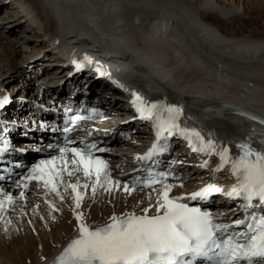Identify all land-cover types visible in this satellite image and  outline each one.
Wrapping results in <instances>:
<instances>
[{
  "label": "bare ground",
  "instance_id": "1",
  "mask_svg": "<svg viewBox=\"0 0 264 264\" xmlns=\"http://www.w3.org/2000/svg\"><path fill=\"white\" fill-rule=\"evenodd\" d=\"M27 4L35 6L27 9ZM4 5L8 11L3 14L6 23L0 26V46L7 43L4 30L7 35L18 36L24 45H29L27 39L32 40L33 47L24 51L33 54L26 55V59L36 54L26 62L25 59L11 64L4 57L0 63V69H3L0 73H6L1 76L0 85L6 86L14 79L22 78L24 83L20 85L24 90H30V96L36 99L12 100L19 103V108H24L26 102L33 103L29 106L35 105L39 96L42 101L47 97L51 100V95L57 91H49L47 82L55 77L56 81H62V86L58 85L56 89L61 87L62 90L68 83V86L73 84L77 92L87 85L94 93V88L104 84L101 87L104 95L96 92L94 95L101 103H112L105 94L118 89L114 74L125 87L123 94H128L134 87L146 98L179 104L182 111L185 110V121H196L222 138H235L245 132H239L238 126L233 125L238 120L232 114L234 110L254 111L256 113L252 115L259 122L264 118V0H0V7ZM21 5L25 6L24 10L19 9ZM20 11L29 20L19 16ZM60 11H66L69 16L80 14L82 18L73 20ZM256 15L262 17L256 19L260 21L259 25L252 20ZM246 19L252 22L248 20L250 23L246 22L248 25L245 26ZM50 48H54L59 58ZM47 51H52L51 61L43 65L53 63L55 72L36 79L40 73L33 66ZM13 52L11 48L7 55L11 57ZM63 52L99 61L107 66L105 70L110 74L95 78V70L90 69L94 64L85 59L90 68L86 65L82 73L87 76L82 77L81 73L78 76L82 78H66L68 71L65 73V68L59 65L70 71L72 68L68 65L69 59L60 58ZM47 69L44 67L42 73ZM103 78L111 81V85ZM50 86L53 87V83ZM40 88L42 93L38 95ZM34 94L38 96L34 97ZM5 110L11 129L16 130L21 122ZM117 110L125 111L124 108ZM239 124L244 127V123ZM261 124H255L256 133L264 139V124ZM142 135L145 136V132ZM114 143L125 144L117 140ZM129 145V149L134 147ZM195 171L197 175L190 184L199 180L200 174L197 169ZM77 182L87 184L85 180L72 178L63 182L59 196L52 193L13 213L2 215L0 212V264H46L77 234V213L83 214L84 223L103 224L113 216L141 213L151 200L149 192L129 196L98 187L93 194L91 187H81L78 190L84 194V199L80 208H75L74 193L67 185Z\"/></svg>",
  "mask_w": 264,
  "mask_h": 264
},
{
  "label": "snow or ice",
  "instance_id": "2",
  "mask_svg": "<svg viewBox=\"0 0 264 264\" xmlns=\"http://www.w3.org/2000/svg\"><path fill=\"white\" fill-rule=\"evenodd\" d=\"M80 67L82 65H77L78 69ZM132 95L139 118L155 121L157 138L149 152L137 159L150 160L157 153L165 151L167 145L160 143L162 139L167 138L165 133L170 137L174 132H179L189 139V146L194 152L219 156L220 165L215 171H221L230 163L232 175L237 180V183L226 192L214 184H209L191 193L188 198L207 200L213 193H224L229 198L243 199L245 203L240 207L247 215L243 219L217 223L219 216H213L211 212L200 207H190L182 202L185 197L171 196L173 186L153 175L150 180L144 182L134 181L132 187L126 183L122 186L123 191L129 194L134 192L136 187L150 188L156 192L155 203L144 208L143 215L130 213L124 217L113 216L111 223L93 229L83 222V214L77 213L79 235L64 249L56 264H192V257L204 258L209 264H242L243 261L251 262L254 258H261L264 261V213L257 215L248 211L254 207L264 208V141L260 147H254L249 142L239 143L236 147L240 149V153L232 158L228 147L217 152L211 139L205 141L195 129L181 128L178 123L182 115L181 108L156 103L146 104L136 93ZM6 102L7 98L0 100V107ZM164 113L167 114L166 118ZM85 118L77 115L69 122L75 125ZM249 118L257 119L255 116ZM260 123L264 124V118L260 119ZM64 131L71 132L72 128L65 127ZM94 147V145L86 149L61 147L59 157L53 156L48 160H42L25 179L43 181L45 188L59 196L57 182H62V172L72 176L74 172L82 171L84 177L89 180L94 177L91 185H79L78 182L67 185L74 193L75 208H80L84 199V194L78 188L91 187L93 194L98 187L107 192L119 190L120 181L112 180L107 162L93 154ZM69 153L72 157L70 160L67 155ZM57 160L61 162L62 167L57 165ZM207 164L208 161H204L200 166L206 167ZM69 165L74 167L70 169ZM157 184L160 185L159 189L154 187ZM24 187H27V184ZM23 195L21 193V197ZM12 202L11 195L5 196L4 200H0V210L6 203ZM50 206L55 208L54 205ZM153 208L156 214L148 215ZM241 226L244 230H237Z\"/></svg>",
  "mask_w": 264,
  "mask_h": 264
},
{
  "label": "rangeland",
  "instance_id": "3",
  "mask_svg": "<svg viewBox=\"0 0 264 264\" xmlns=\"http://www.w3.org/2000/svg\"><path fill=\"white\" fill-rule=\"evenodd\" d=\"M19 1H22V0H19ZM236 2L238 1V0H235ZM7 2H9V1H7ZM5 6H7V5H4V6H1L0 7V19H4V20H0L1 22L0 23H2V25H4L5 23H6V21H7V18L6 17H4L3 16V14H4V12H6V10H7V8L5 7ZM34 6L35 5H26V8L27 9H31V8H34ZM5 7V8H4ZM8 11V10H7ZM60 12H62V14L63 15H65V16H69L68 15V13L66 12V11H60ZM2 16V17H1ZM24 16V15H23ZM257 16V17H256ZM255 17H254V19H252V20H254V23L256 22V23H260V21H257L259 18H262V17H259V15H256ZM69 17H71V18H73V20H80L82 17H81V15L80 14H73V15H71V16H69ZM259 17V18H258ZM257 19V20H256ZM247 20V21H246ZM246 20H244V23H245V26L246 25H248L247 23H250V21L252 22V20L251 19H246ZM248 20H250V21H248ZM97 21V20H96ZM247 22V23H246ZM97 23L98 24H100L98 21H97ZM259 23H258V25H259ZM24 24V23H23ZM60 26H67L66 24H60ZM31 27H33L34 28V26H31ZM246 28V27H245ZM35 29H36V27H35ZM4 31V30H3ZM2 31V33H4L5 35H6V37L4 38V40H7V43H4V44H2V46H0V63H1V61L3 60L4 61V57H6V60H8V61H11V64H13V63H18V62H23L25 59H26V55H32L33 54V52H28V51H24V49L25 48H29V49H31L33 46H31L32 44H31V39H27L26 41H28V42H30L29 43V45H24L23 44V42L21 41V40H19L18 39V36H16V37H13L12 35H7L6 34V32L4 31L3 32ZM37 31V30H36ZM37 33H38V31H37ZM28 36H31V34H29ZM12 39V40H11ZM15 39V40H14ZM18 39V40H17ZM25 39V37L22 35V40H24ZM6 42V41H5ZM43 43H45V41H42ZM8 46V47H7ZM48 47H50L49 45H48ZM13 49V54L11 55V57L9 56V55H7V53H8V51L10 50V49ZM15 48V49H14ZM52 51H53V54L54 55H56L57 57H58V55L55 53V51H54V48H50ZM51 51V52H52ZM51 52L49 51H47V52H45V53H43L44 54V57L43 58H41V60H39L38 62H36L35 64H34V68H36V70L37 71H40V70H43V68L44 67H47V66H44L43 65V63L45 62H49V61H51V56H50V54H51ZM36 55V54H35ZM34 55V56H35ZM41 55V54H40ZM8 56V57H7ZM13 56V57H12ZM34 56H32V58H34ZM38 57H39V55H38ZM38 57H36V59L35 60H37L38 59ZM31 57H30V59H32ZM59 58V57H58ZM86 58H88V62H89V60H90V62H89V64H95L96 63V61H94L93 59H91L90 57H87L86 56ZM12 59V60H11ZM29 58L28 59H26L24 62H26V61H28V60H30ZM53 63H49L48 64V66L49 67H47V68H49V69H47V71H45V74L46 73H48V74H50V73H52V72H55V66L53 65ZM60 67H62V68H65V70H64V72L66 73L67 71V73L65 74V77L66 78H69L70 79V77H67V74L70 72V70H69V68H67L66 66H62L61 64L59 65ZM30 68H32V66H30ZM3 69H0V71H2ZM36 71V72H37ZM1 75H0V79H1V76H3V75H5V74H3L2 72L0 73ZM3 74V75H2ZM43 74H44V72H43ZM83 75H82V77L84 76V77H86L87 76V73H82ZM38 76L36 77V79L37 78H41V77H43V75H42V72L40 73V74H37ZM47 75V74H46ZM78 75H80V74H73V75H71V78H73L74 76H77V77H80V76H78ZM57 76V75H56ZM82 77H80V78H82ZM27 79H29L28 77H26ZM61 78V77H60ZM85 79V78H84ZM57 80V78L55 77V78H52L51 80H48V87L47 88H49L50 90L49 91H52V92H54V91H64V90H66V88L68 87V83L65 85V86H63V90L61 89V87H59V89H56V87L58 86V81H56ZM59 80V79H58ZM103 80H104V82H106V83H108V84H110L111 85V81H109V80H105V78H103ZM22 83H24V80L22 79V78H16V79H14L13 81H11V82H9V83H7L6 84V86H3V85H0V92L1 91H5V89H6V91L8 92H10V94L11 95H13V100H16V97L17 96H20V97H22V96H24L23 98H25V99H28V98H30V99H35V98H33V97H31L30 96V90H24L25 88L23 87V86H21L20 84H22ZM53 83V87H51L50 85ZM18 85V86H17ZM33 86H35V84L33 85ZM97 87H99V89H100V86H97ZM44 88H45V86H44ZM35 87L32 89L33 90V92L35 93ZM48 91V92H49ZM102 91V90H101ZM123 92V91H122ZM124 93V92H123ZM37 94L39 95V92L37 91ZM37 94H34V97H37L38 95ZM47 96H49L48 94H47ZM46 98V97H45ZM39 99H41L40 98V96H39ZM38 99V102H46L47 100H48V97H47V100L45 101H42V99L41 100H39ZM36 100V99H35ZM34 100V101H35ZM12 102H14L15 104H19L17 101H12ZM27 104H29V105H32L33 103H27ZM7 109V108H6ZM7 110H9V109H7ZM9 112H10V110H9ZM22 115V114H21ZM89 207H90V205H89ZM18 227V226H17ZM19 228V227H18ZM15 231L16 232H18V233H20L21 232V230H16L15 229Z\"/></svg>",
  "mask_w": 264,
  "mask_h": 264
}]
</instances>
